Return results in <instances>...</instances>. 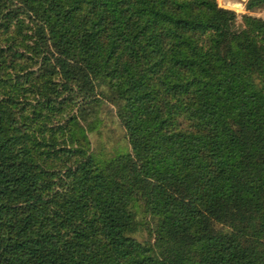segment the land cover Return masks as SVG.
Wrapping results in <instances>:
<instances>
[{"label":"trees","instance_id":"obj_1","mask_svg":"<svg viewBox=\"0 0 264 264\" xmlns=\"http://www.w3.org/2000/svg\"><path fill=\"white\" fill-rule=\"evenodd\" d=\"M237 19L217 0H0V264H264V19ZM106 93L131 147L108 158L80 123Z\"/></svg>","mask_w":264,"mask_h":264},{"label":"rangeland","instance_id":"obj_2","mask_svg":"<svg viewBox=\"0 0 264 264\" xmlns=\"http://www.w3.org/2000/svg\"><path fill=\"white\" fill-rule=\"evenodd\" d=\"M219 6L234 10L237 15V23L235 25L236 30H241L244 27L243 16L252 15L264 19V6L255 11H249L246 8L248 0H217ZM66 95L61 98V101L66 100ZM99 105L94 108H87L85 102L78 104L71 103L68 107L65 106L63 116L61 120L68 121L72 115L81 114V108L88 109L89 114H86L87 120H80L81 125L85 128L87 135L91 142V149L96 154H101L108 157L115 156L120 153H126L131 150L126 130L120 122L118 117V106L112 102L111 96L106 94H98ZM83 109V108H82ZM84 109V110H85ZM89 115V116H88ZM138 204L144 205L140 200ZM137 219L142 226L137 233L138 239L141 241L152 242L153 235L152 221L146 213L139 207Z\"/></svg>","mask_w":264,"mask_h":264}]
</instances>
